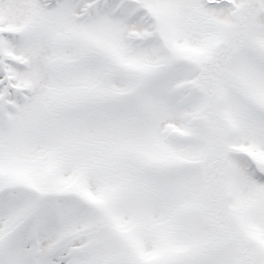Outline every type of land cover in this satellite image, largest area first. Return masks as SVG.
<instances>
[{
	"label": "snow or ice",
	"instance_id": "1",
	"mask_svg": "<svg viewBox=\"0 0 264 264\" xmlns=\"http://www.w3.org/2000/svg\"><path fill=\"white\" fill-rule=\"evenodd\" d=\"M0 264H264V0H0Z\"/></svg>",
	"mask_w": 264,
	"mask_h": 264
}]
</instances>
